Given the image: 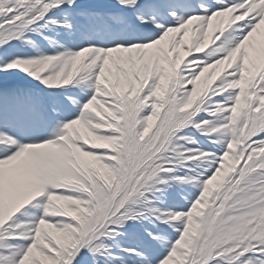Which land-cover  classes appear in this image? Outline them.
I'll return each mask as SVG.
<instances>
[{
  "label": "snow or ice",
  "instance_id": "snow-or-ice-1",
  "mask_svg": "<svg viewBox=\"0 0 264 264\" xmlns=\"http://www.w3.org/2000/svg\"><path fill=\"white\" fill-rule=\"evenodd\" d=\"M0 264H264V0H0Z\"/></svg>",
  "mask_w": 264,
  "mask_h": 264
}]
</instances>
